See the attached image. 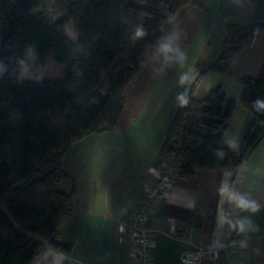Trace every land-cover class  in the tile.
Returning a JSON list of instances; mask_svg holds the SVG:
<instances>
[{
  "label": "trees",
  "instance_id": "obj_1",
  "mask_svg": "<svg viewBox=\"0 0 264 264\" xmlns=\"http://www.w3.org/2000/svg\"><path fill=\"white\" fill-rule=\"evenodd\" d=\"M204 0H0V264H30L45 243L63 251L59 227L73 214L75 186L62 158L92 133L110 131L123 109V89L146 53L184 5ZM35 11V12H33ZM62 15V18H58ZM71 20L76 33L66 35ZM218 57L180 85V104L160 146L178 159V174L235 172L264 134V61L257 77H242L239 103L253 119L241 145L221 137L238 102L221 85L197 99L209 70L229 71L231 56L264 22L228 23ZM63 66L60 80H23L21 70L42 66L49 54ZM190 115L191 120L187 121Z\"/></svg>",
  "mask_w": 264,
  "mask_h": 264
},
{
  "label": "crops",
  "instance_id": "obj_2",
  "mask_svg": "<svg viewBox=\"0 0 264 264\" xmlns=\"http://www.w3.org/2000/svg\"><path fill=\"white\" fill-rule=\"evenodd\" d=\"M208 1L200 8L181 7L148 48L145 62L123 89L125 103L114 127L87 135L65 153L62 167L71 179L57 182L56 189L69 192L75 186L73 214L59 227L60 241L70 250L45 243L30 264H135V244L127 231L130 214L156 181L158 165L175 159L160 153L166 133L163 138L144 131L157 97L155 74L206 21ZM241 1L248 9L238 12V21L226 23L225 35L228 23L264 22V0ZM263 61L264 29L259 28L251 42L231 56L229 71H207L194 89L195 98L202 99L221 85L227 97L238 102L221 137L222 146L243 143L253 115L239 103L240 78L257 77ZM209 75L219 80L205 91L200 88L197 95ZM136 120L139 132H133ZM179 171L173 175L170 191L156 202L148 223L154 241L153 264H183L180 249L200 241L224 247L217 264H264V134L236 174L229 169L197 170L189 177Z\"/></svg>",
  "mask_w": 264,
  "mask_h": 264
},
{
  "label": "rangeland",
  "instance_id": "obj_3",
  "mask_svg": "<svg viewBox=\"0 0 264 264\" xmlns=\"http://www.w3.org/2000/svg\"><path fill=\"white\" fill-rule=\"evenodd\" d=\"M236 1L237 3L232 2V0H209L207 4L205 3L204 16L206 21L203 22L202 26L196 32L190 33L188 37L191 36V40L187 46L181 48L182 50H179L173 59L170 58L161 70L156 72L154 92L157 97L153 103L154 110L147 116L150 122L145 126V132L155 133L154 137L164 136L175 110L181 101V97L177 95L178 87L188 78L197 63L200 65L198 69L200 71L217 58L218 53L221 51L222 39L226 33V23L228 21H238V12L248 9L241 4V0ZM58 18H62V15H59ZM66 35L72 41L76 40V33L71 20L66 24ZM62 73V65L55 62L53 54L51 53L42 66L25 67L21 70L20 76L23 80H60ZM210 74H221L223 76V73L213 72ZM213 75L205 77L201 83V87L198 89L197 95L201 93L200 88L205 91L208 87H213V83L219 80L216 77H211ZM190 120L189 115L187 116V121ZM136 122L137 120L134 122L133 132H139L141 129ZM144 131L141 130V132ZM158 137L153 139L157 140ZM68 154H70L68 157L70 158L71 153ZM172 158L175 157L173 156ZM166 160L178 161L176 158ZM63 164L66 165V162H63ZM237 172L238 169L234 173L236 174Z\"/></svg>",
  "mask_w": 264,
  "mask_h": 264
},
{
  "label": "built area",
  "instance_id": "obj_4",
  "mask_svg": "<svg viewBox=\"0 0 264 264\" xmlns=\"http://www.w3.org/2000/svg\"><path fill=\"white\" fill-rule=\"evenodd\" d=\"M178 169L177 160L161 162L156 168V181L146 188L141 201L130 214L127 231L135 244L133 252L135 264H153L154 241L148 223L156 202L170 191L173 175ZM223 251L224 247L200 241L181 248L179 259L183 264H200L205 260L217 264Z\"/></svg>",
  "mask_w": 264,
  "mask_h": 264
}]
</instances>
